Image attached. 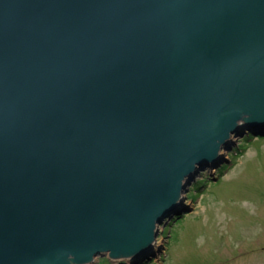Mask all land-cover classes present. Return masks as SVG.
Wrapping results in <instances>:
<instances>
[{
    "label": "water",
    "instance_id": "95a60500",
    "mask_svg": "<svg viewBox=\"0 0 264 264\" xmlns=\"http://www.w3.org/2000/svg\"><path fill=\"white\" fill-rule=\"evenodd\" d=\"M262 125L264 0H0V264L142 255Z\"/></svg>",
    "mask_w": 264,
    "mask_h": 264
},
{
    "label": "rangeland",
    "instance_id": "374dc122",
    "mask_svg": "<svg viewBox=\"0 0 264 264\" xmlns=\"http://www.w3.org/2000/svg\"><path fill=\"white\" fill-rule=\"evenodd\" d=\"M253 131L248 142L234 135L220 164L199 171L180 213L157 227L155 249L134 264H264V125ZM94 260L132 264L108 255Z\"/></svg>",
    "mask_w": 264,
    "mask_h": 264
},
{
    "label": "bare ground",
    "instance_id": "6f19581e",
    "mask_svg": "<svg viewBox=\"0 0 264 264\" xmlns=\"http://www.w3.org/2000/svg\"><path fill=\"white\" fill-rule=\"evenodd\" d=\"M222 153L224 152V150L222 149V151H221ZM176 205V204H175ZM175 207H178V208H181V203H177V205L175 206ZM177 208V209H178ZM156 246H157V244H156ZM117 259L118 258H113V261H117ZM128 261H132V259L130 260V259H127ZM95 262V260L93 261V260H90L89 262H86V263H82V264H92V263H94Z\"/></svg>",
    "mask_w": 264,
    "mask_h": 264
},
{
    "label": "trees",
    "instance_id": "16d2710c",
    "mask_svg": "<svg viewBox=\"0 0 264 264\" xmlns=\"http://www.w3.org/2000/svg\"><path fill=\"white\" fill-rule=\"evenodd\" d=\"M250 136V135H249ZM249 136H246V139L245 140H247V137H249Z\"/></svg>",
    "mask_w": 264,
    "mask_h": 264
}]
</instances>
